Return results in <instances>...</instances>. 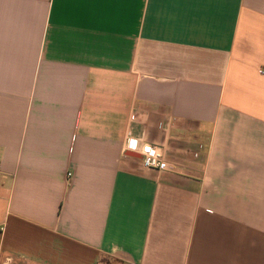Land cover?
I'll use <instances>...</instances> for the list:
<instances>
[{
  "label": "crops",
  "instance_id": "0c3cea01",
  "mask_svg": "<svg viewBox=\"0 0 264 264\" xmlns=\"http://www.w3.org/2000/svg\"><path fill=\"white\" fill-rule=\"evenodd\" d=\"M0 264H264V0H0Z\"/></svg>",
  "mask_w": 264,
  "mask_h": 264
},
{
  "label": "built area",
  "instance_id": "2783aa9c",
  "mask_svg": "<svg viewBox=\"0 0 264 264\" xmlns=\"http://www.w3.org/2000/svg\"><path fill=\"white\" fill-rule=\"evenodd\" d=\"M126 148L128 152L139 154L143 165L148 168L156 170L174 169V166L167 161L161 147L149 142H142L130 130L127 132ZM72 175V172L68 173V180L71 179Z\"/></svg>",
  "mask_w": 264,
  "mask_h": 264
},
{
  "label": "water",
  "instance_id": "95a60500",
  "mask_svg": "<svg viewBox=\"0 0 264 264\" xmlns=\"http://www.w3.org/2000/svg\"><path fill=\"white\" fill-rule=\"evenodd\" d=\"M130 155H132V156H136V157H141L139 154H137V153H133V152H128Z\"/></svg>",
  "mask_w": 264,
  "mask_h": 264
}]
</instances>
